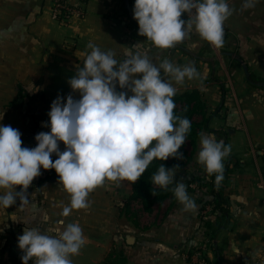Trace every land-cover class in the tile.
<instances>
[{"label": "crops", "instance_id": "obj_1", "mask_svg": "<svg viewBox=\"0 0 264 264\" xmlns=\"http://www.w3.org/2000/svg\"><path fill=\"white\" fill-rule=\"evenodd\" d=\"M68 1L83 8L84 15L63 22L53 17L52 0H0V125L18 129L22 147L35 148V136L51 131L44 124L50 123L48 113L58 96L65 103L69 94L81 98L68 80L83 66L90 42L102 51H113L118 61L126 58L129 47L144 43L141 51L147 49L154 64L167 58L178 66L194 65L174 49L180 47L156 48L140 36L124 0ZM213 58L204 59L198 78H185L182 84L161 70L177 93L201 92L209 117L202 132L231 145L219 185L215 175L209 177L198 163L200 138L191 161L174 169L173 187L183 182L195 209H186L172 192L148 210L134 196L131 182L105 180L89 193L88 208L65 217L61 213L70 204V195L55 169L41 166V175L27 189V201L17 197L9 208L0 206V264H23L18 237L25 227L56 235V229L70 222L79 223L86 238L79 255L71 257L72 264H99L116 251H123L127 264H264V159L253 153L264 146V99L252 102L254 92L248 95L251 105L230 100L224 81L216 77L226 69L221 63L225 57H217L220 70L209 64ZM259 86L264 94V85ZM116 90L132 95L118 82ZM58 144L64 151V143ZM51 159L58 156L53 153ZM198 180L197 188L190 186ZM21 188L16 186V191ZM10 190L0 189V195ZM215 199L223 209L213 208Z\"/></svg>", "mask_w": 264, "mask_h": 264}, {"label": "clouds", "instance_id": "obj_2", "mask_svg": "<svg viewBox=\"0 0 264 264\" xmlns=\"http://www.w3.org/2000/svg\"><path fill=\"white\" fill-rule=\"evenodd\" d=\"M255 7V0H245L242 10ZM227 0H135L134 19L139 35L156 48L170 49L190 36L193 26L199 36L219 48L224 43V22L233 14ZM182 13L189 19L182 20ZM83 66L68 83L81 94L58 96L48 113L50 132L35 136V148L22 147L21 133L10 125H0V189H11L0 195V206L9 208L17 197L27 201V189L43 169H55L59 183L70 195V204L61 215L89 207L88 195L105 180L138 181L154 159L182 158L178 152L191 130L186 117L174 115L176 88L162 78L161 70L176 84L185 78L193 80L200 73L193 64L178 66L169 59L158 65L141 51L144 43L129 47L125 59L118 61L111 50L105 52L91 42ZM136 49L133 51L132 49ZM116 69V70H114ZM139 77V78H138ZM117 82L125 91L117 92ZM187 109H185L186 111ZM3 115H0V120ZM198 163L209 177L215 175L217 185L223 180L224 159L231 145L217 141L214 134H200ZM66 146L60 151L58 142ZM58 156L54 162L52 154ZM161 164L151 177L154 185L165 190L174 181V169ZM16 186H22L16 191ZM186 185L176 182L175 198L186 209H195ZM155 196V192H152ZM15 220V219H13ZM86 238L79 223L70 222L56 235L25 227L18 237L21 260L28 264H72Z\"/></svg>", "mask_w": 264, "mask_h": 264}, {"label": "rangeland", "instance_id": "obj_3", "mask_svg": "<svg viewBox=\"0 0 264 264\" xmlns=\"http://www.w3.org/2000/svg\"><path fill=\"white\" fill-rule=\"evenodd\" d=\"M227 2L234 11L223 25V46L217 48L211 45L199 36L193 26L190 36L178 44L186 47L190 52L180 48L174 49L191 63L194 61L196 69L201 67L204 59L207 58L209 60L210 57H215L213 58L215 60L209 62V64H215V67L220 70L221 64L217 61V57L222 58L223 55L225 58L221 63L225 64L226 71L222 68L223 74H216V77L224 81V89H226L230 100L235 101L238 99L241 101L243 99L245 104L251 105V100L249 99L251 96L248 95L254 92L257 93V96L252 102L264 99V94L259 92L262 89L258 85L259 82H264V0H255V7L245 10H242L245 0H227ZM68 3L73 8H78L69 1ZM53 4L52 0V13ZM55 19L65 22L69 18ZM181 19L187 21L189 14L182 13ZM227 52L232 53L230 54L231 57L225 56ZM239 54H242V58ZM239 57L247 64L251 73L250 77H247L243 62L239 60ZM263 148L264 146L255 149L253 153L261 155L264 159Z\"/></svg>", "mask_w": 264, "mask_h": 264}, {"label": "trees", "instance_id": "obj_4", "mask_svg": "<svg viewBox=\"0 0 264 264\" xmlns=\"http://www.w3.org/2000/svg\"><path fill=\"white\" fill-rule=\"evenodd\" d=\"M130 2L134 4V0H131ZM127 11L129 12L128 9ZM65 13L66 11L64 10L63 14ZM130 17L133 21V24L138 25V21L134 19V8H132ZM59 19H62V15ZM173 99L176 105L174 109V115L188 118L191 122V130L187 134L185 143L178 150V152L182 154V158L169 157L165 161L154 159L141 178L135 183H132L134 196L141 198L145 208L148 210L151 209V206L154 202L169 196L172 193L173 188V183L168 186L167 190L154 185L151 181L152 175L157 172L161 164H163L167 169L177 165H179V168H183L188 162L191 161L192 156L197 150L198 141L200 138L199 134L203 131L204 127L208 128V106L200 91L193 90L192 92L184 93L176 92V95ZM185 109L187 110L185 111ZM198 183H200L199 180ZM152 192H155V196L152 194ZM211 204L213 205L214 209H223L222 202H219L216 199L215 201L213 200ZM99 264H127V258L125 257L123 251H116L108 255Z\"/></svg>", "mask_w": 264, "mask_h": 264}, {"label": "built area", "instance_id": "obj_5", "mask_svg": "<svg viewBox=\"0 0 264 264\" xmlns=\"http://www.w3.org/2000/svg\"><path fill=\"white\" fill-rule=\"evenodd\" d=\"M53 17L54 18H60L62 15V18H70L73 15L77 16H83L84 15V9L80 8H73L69 3L68 0H53ZM66 11L65 14H63V11ZM66 15V16H65ZM263 154H264V148H263ZM190 186L193 188H197L199 186L198 182L192 181L190 183Z\"/></svg>", "mask_w": 264, "mask_h": 264}, {"label": "water", "instance_id": "obj_6", "mask_svg": "<svg viewBox=\"0 0 264 264\" xmlns=\"http://www.w3.org/2000/svg\"><path fill=\"white\" fill-rule=\"evenodd\" d=\"M124 1H125V4H126L127 9L130 11V13H132V8H131V2H130V0H124ZM176 47H180L181 49L190 51L189 49H187L186 47H184L182 45H176ZM239 60L242 61L241 58H239ZM243 66H244L245 72L247 74V77H250L251 73L249 72V69H248L247 64L243 62ZM258 84L259 85H264V82H259ZM127 236H128V239L131 238V235H127Z\"/></svg>", "mask_w": 264, "mask_h": 264}]
</instances>
